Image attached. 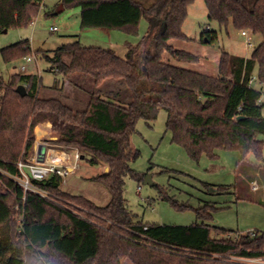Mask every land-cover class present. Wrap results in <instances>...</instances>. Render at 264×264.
Masks as SVG:
<instances>
[{"label": "trees", "instance_id": "1", "mask_svg": "<svg viewBox=\"0 0 264 264\" xmlns=\"http://www.w3.org/2000/svg\"><path fill=\"white\" fill-rule=\"evenodd\" d=\"M193 1L61 0L63 6L81 8L82 28L134 35L141 18L148 19L142 41L128 42L124 56L78 39L42 52L50 70L63 81L78 75L68 82L79 91L84 90L82 80L87 76L95 87L108 80L122 82L129 94L122 84L111 83L101 94H90L82 109H74L61 95L64 82L48 87L60 91V97L43 96L37 74L13 73L8 80L0 75V167L19 174V161H31L36 127L49 122L55 136L48 140L52 145L77 149L89 164L108 168L92 179L110 194L106 205H98L81 194H68L61 187L62 177L52 175L38 183L51 199L41 198L32 192L25 195L17 182L1 174L0 264H249L241 258L264 259V232L238 233L209 224L205 208L197 210L202 221L190 225L145 224L136 220L124 196L127 175L137 180L145 176L130 166L138 155L131 134L139 119L151 124L161 109L172 141L192 159L197 161L202 154L217 157L219 149H237L241 158L236 179L244 180L245 167L254 176L264 172V97L250 83L257 64L258 79L264 82V0H204L209 21L261 36L248 57L222 51L216 74L179 64L200 60V55L173 43L189 40L183 24ZM43 2L0 0V34L32 23ZM217 39V30L207 28L201 34L204 42ZM31 53L28 39L1 48L5 62ZM21 84H27L26 95L17 91ZM250 153L261 158L262 167L248 162ZM62 197L88 211L64 206ZM258 200L264 204L262 198Z\"/></svg>", "mask_w": 264, "mask_h": 264}, {"label": "rangeland", "instance_id": "2", "mask_svg": "<svg viewBox=\"0 0 264 264\" xmlns=\"http://www.w3.org/2000/svg\"><path fill=\"white\" fill-rule=\"evenodd\" d=\"M141 1L151 3L154 0ZM47 12L50 14L48 15ZM80 12L79 6H63L61 0H44L32 23L22 27H13L1 33L0 75L4 80H8L13 73L37 74L43 85L41 95L53 97H60V91L55 89L49 91L45 87L62 85L64 82L61 95L66 104L74 109H82L86 106L83 104L86 103L90 94L93 92L101 94L100 90L111 83L122 84L123 91L129 94L122 82L108 80L101 87H95L92 79L87 76H84L87 80H82L84 90L79 91L77 87L68 82L77 78L78 75H73L68 81H63L61 75L50 70L51 64L42 54L44 51L54 50L62 44L78 39L86 46L110 47L119 55L124 56L127 51L126 42L138 44L149 29V21L146 17L141 18L137 33L134 35L101 27L82 28ZM188 13L183 24V31L189 40L173 42L177 48L189 49L200 55L199 62L195 64L179 63L186 67L216 74L222 51L248 57L254 46L261 41L260 35L253 34L249 30L245 36L242 35V30L236 29L232 24L220 27L216 21H209L208 9L204 0H194L188 7ZM53 26L57 29L53 30ZM207 28L218 32V39L213 43L201 40V34ZM105 31L112 33L111 43L107 39H102V36L106 34ZM248 36L251 37L253 46L247 45ZM21 39L30 40L32 50L30 56L33 60L28 62L24 58H18L5 62L1 48ZM258 71L259 65L257 64L253 73L252 85L259 89L264 97V82L258 79ZM77 80L80 78L75 79L76 82ZM76 98L79 102L75 101ZM137 122L131 134V146L138 150V155L130 161V166L144 173L145 176L142 180H137L129 174L125 178L124 185L127 205L135 214L136 220L145 224L190 225L202 221L197 216V210L205 208L209 213L205 220L209 224L238 233L264 232V204L258 200L261 196L251 192L255 190L250 185L248 188L244 180L236 179V167L241 158L239 150L219 149L217 157L202 154L196 161L189 156L182 145L172 141L171 133L166 130L164 109L160 110L157 119L151 124L143 119ZM47 123L36 127L35 145L45 144L47 148L56 150L57 155L58 153L64 155L67 152L72 158L71 163L73 165L78 163V166L66 176L67 184L62 185V189L70 195L81 194L98 205H106L110 200L108 189L100 181L92 179L93 176L104 172L106 167L101 164L91 165L81 157L75 161L77 149L68 150L52 145L48 140L55 136L50 130L51 125ZM54 152L51 151V157ZM261 156L264 158V148ZM248 157L254 164L261 163V158L254 153H250ZM25 171L28 172V169L26 168ZM146 176L151 177L153 184L145 183ZM235 183L237 186H234ZM219 186L228 188L219 189ZM60 202L81 213L88 211L85 206L68 197H62ZM125 264H130V262L125 261Z\"/></svg>", "mask_w": 264, "mask_h": 264}, {"label": "built area", "instance_id": "3", "mask_svg": "<svg viewBox=\"0 0 264 264\" xmlns=\"http://www.w3.org/2000/svg\"><path fill=\"white\" fill-rule=\"evenodd\" d=\"M52 29L56 30L57 27L53 26ZM242 35L247 36V30H242ZM246 43L248 46H253L251 37L248 36V38L246 39ZM24 59L29 62L33 60V57L26 56L24 57ZM22 69L25 70V67L22 66ZM253 82H254V77L250 80V83ZM26 85L27 84H24L25 87ZM262 98L259 101H261ZM39 146L40 145L36 146L37 152H35V156L33 160H31L28 163L19 161L18 163L19 174L16 175L10 174L4 171L0 167V176L1 174H3L8 178H10V180L12 179L13 181L17 182L22 187L25 195L28 192H32L37 195H40L41 198L44 197L51 199V194L49 193V191L41 187L38 183L44 182L52 175H59L60 177H62L61 185H66L67 184L65 180L66 176L78 166V163L76 165H73L71 163L72 158L68 153H66L64 157H59V155L55 157H48L47 153L51 151H55L52 150L51 148H47L44 160L40 161ZM79 157H80L79 152H76L74 157L75 161H78ZM26 168L28 169V172L25 171ZM251 186L252 189L255 191H258L261 188V186L258 184L257 181H253L251 183ZM241 260L249 264H264L263 258H241Z\"/></svg>", "mask_w": 264, "mask_h": 264}, {"label": "crops", "instance_id": "4", "mask_svg": "<svg viewBox=\"0 0 264 264\" xmlns=\"http://www.w3.org/2000/svg\"><path fill=\"white\" fill-rule=\"evenodd\" d=\"M106 32V31H105ZM102 39H107L110 43H111V41H112V33H110L109 31H108V33L106 32V34H105V36H102ZM128 42H126V44H127ZM114 50V49H113ZM46 90L48 89L49 90V88L48 87H46L45 88ZM47 124H49V125H51L50 123H47ZM41 131V130H40ZM35 152H37L36 151V145L34 146V151H33V155L31 156L32 157V160L34 159V156H35ZM56 150H55V152L53 153V155H52V157H55V156H58L57 154H56ZM50 153L51 152H49V153H47L48 154V157H51L50 156ZM56 154V155H55ZM65 156V155H64ZM59 157H61V156H59ZM247 160H248V162L250 163V164H252V165H255V166H257V167H262V164L261 163H259V164H254V163H252L251 161H250V159H249V157H247ZM102 173V172H101ZM244 173L245 174H241L242 175V178L245 180V182H246V184L248 185V188H250V186H251V183L253 182V181H257L258 182V184H260V186L261 187H263V189H261V190H258V191H251V192H254V193H257V195H259V196H261L260 198H262L263 199V196H264V172L263 171H258L257 173H256V176H254V174H253V172H252V170H250V168H248V167H245L244 168ZM253 175V176H252ZM250 185V186H249ZM264 200V199H263Z\"/></svg>", "mask_w": 264, "mask_h": 264}, {"label": "water", "instance_id": "5", "mask_svg": "<svg viewBox=\"0 0 264 264\" xmlns=\"http://www.w3.org/2000/svg\"><path fill=\"white\" fill-rule=\"evenodd\" d=\"M26 88L23 84L19 85L18 88H17V91L21 94V95H26L27 94V91H26ZM46 150H47V147L45 144H41L39 146V160L40 161H43L44 160V157H45V153H46ZM83 159V157H82ZM106 172L108 171V168L106 167L105 168ZM145 183H149V184H153L152 181H151V177L150 176H146L145 178Z\"/></svg>", "mask_w": 264, "mask_h": 264}, {"label": "bare ground", "instance_id": "6", "mask_svg": "<svg viewBox=\"0 0 264 264\" xmlns=\"http://www.w3.org/2000/svg\"><path fill=\"white\" fill-rule=\"evenodd\" d=\"M67 152H65L64 155H66ZM59 154V153H58ZM56 155V154H55ZM62 153L59 154V156L63 157L64 156Z\"/></svg>", "mask_w": 264, "mask_h": 264}]
</instances>
